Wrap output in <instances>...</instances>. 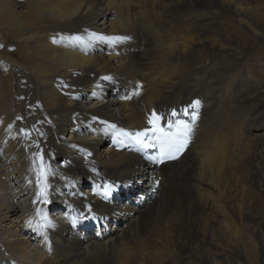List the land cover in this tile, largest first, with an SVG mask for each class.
Instances as JSON below:
<instances>
[{"label": "bare ground", "instance_id": "bare-ground-1", "mask_svg": "<svg viewBox=\"0 0 264 264\" xmlns=\"http://www.w3.org/2000/svg\"><path fill=\"white\" fill-rule=\"evenodd\" d=\"M18 2L20 11L0 0V144L7 158L0 161V168L5 166L0 171L6 172L0 179L13 184L0 192V244L15 261L264 264V149L261 159L256 154L264 145V120L251 126V134L233 116L213 132L199 128L181 159L168 166L151 162L158 148H142L117 134L148 128L154 110L185 109L180 100L192 93V84L201 86L193 100L200 102L199 113L216 105L229 110L240 101L252 109V122L264 119V0ZM91 33L106 39H89ZM71 35H80L84 43L62 39ZM227 71L231 78L223 76ZM241 71L244 91L229 94ZM105 85L112 98H106ZM134 90L139 94L132 95ZM135 98L143 103L139 106ZM171 119L161 124L166 127ZM175 119L187 118L182 111ZM105 136L111 143L99 149ZM47 149L61 158L50 172L44 166ZM41 165L48 174L47 204L36 200ZM84 182L91 186L81 191ZM110 183V193L118 187L127 191L123 204L110 200ZM154 189L156 206L141 214ZM3 190L12 199L3 201ZM178 199L181 214L170 221ZM81 219L87 231L95 225L89 238L72 236ZM136 229L147 236L129 247L125 239L133 238ZM45 234L46 241L37 245L44 248L41 253L33 246Z\"/></svg>", "mask_w": 264, "mask_h": 264}, {"label": "rangeland", "instance_id": "rangeland-1", "mask_svg": "<svg viewBox=\"0 0 264 264\" xmlns=\"http://www.w3.org/2000/svg\"><path fill=\"white\" fill-rule=\"evenodd\" d=\"M5 2H6V4H9L10 6H12V5H14V6H18V11H20L21 9H22V6H21V4H20V2H18V0H4ZM181 15H184V14H182V13H180ZM140 41H141V39H140ZM142 43V42H141ZM138 45L140 46V44L138 43ZM139 46H137V47H139ZM204 55V54H203ZM231 71H227L223 76H225V75H227V78H231ZM243 72L241 71V73H240V76L237 78V85H236V88H231L230 87V89H229V94H231V93H233L236 89H241V92H243L244 91V81H243ZM19 75L20 74H15V76H14V79H16V80H18L19 79ZM27 77H28V75H27ZM22 79H24V80H28V79H26L25 77L24 78H22ZM243 82V83H242ZM19 85V84H18ZM190 85V84H189ZM241 85V86H240ZM243 85V86H242ZM238 86V87H237ZM19 87H21V85H19ZM190 91H192V93H189L188 94V96H186V98L184 99V97L180 100L181 101V103H184V105H182V107L183 108H185V109H188L189 108V106L193 103V100L199 95V94H201L202 92H200L199 93V91L201 90V86L198 88V89H196V87H198V86H195V84H192V85H190ZM241 87V88H240ZM194 88V89H193ZM25 88L23 87L22 88V91H23V94L27 97V98H32L31 97V92H26V90H24ZM196 89V90H195ZM194 90V91H193ZM232 90V91H231ZM104 91H105V95H106V98H112V97H110L109 95H108V93H109V88L105 85L104 86ZM189 91V92H190ZM188 92V91H187ZM135 100H136V102H138V101H140L139 102V106H140V104L141 103H143V100L142 99H140V98H135ZM239 100V99H238ZM239 103L238 104V106H239V108L238 109H235L236 111L234 112V111H232V110H234V109H232L233 108V106L236 104V103ZM23 104V103H22ZM177 105H180L179 104V101L177 102ZM221 105V104H220ZM229 107V110H228V108L226 107V109L224 108V106L222 107V105L221 106H219V105H216V107L215 108H212L211 110H207V111H205L204 113H199V119H198V122H197V124L198 125H200V126H197V129H199V130H197V131H199V132H201V130L202 131H204L205 130V133L206 132H213V128H214V126H218L217 124H220V122H221V124L223 123L224 125H226L227 124V122L229 121V119L233 116L234 117V119H235V121L236 122H239L240 124H245L243 127L241 126V130H245V133H247V132H249L250 131V134H251V128L253 127V125H254V127H257V122L258 123H263V118L261 119H259V120H257L256 122H252L251 121V119L250 118H252V115H253V111H252V109L251 108H248L247 106L245 107V105H241L240 104V101H235L231 106H228ZM196 108H197V110L199 111V109H200V107H199V104L198 105H196ZM217 108V109H216ZM224 108V109H223ZM182 110L183 109H179V110H177L176 112L177 113H181L182 114ZM245 110V111H244ZM14 111V110H13ZM229 111V112H228ZM211 112V113H210ZM225 112H226V114H225ZM231 112H233V114L231 115V116H228V115H230V113ZM213 113H215L214 114V116H218V117H215V118H213L214 116H212L213 115ZM210 114V115H209ZM236 114V115H235ZM225 115V116H224ZM236 116V117H235ZM203 117V118H202ZM210 117H212L213 119H216V120H214V122H211L210 120H212L213 121V119L212 118H210ZM232 117V118H233ZM238 117V118H237ZM243 117V118H242ZM227 118V119H226ZM222 119V120H221ZM204 120H205V122H204ZM217 120H219V121H217ZM239 120V121H238ZM208 121H210V123L208 122ZM217 121V122H216ZM223 121V122H222ZM243 121V122H242ZM242 122V123H241ZM215 123V124H214ZM247 125V126H246ZM205 126V127H204ZM211 126V127H210ZM252 126V127H251ZM204 128H207V129H204ZM212 130H211V129ZM247 128H249L250 130H247ZM204 129V130H203ZM196 131V132H197ZM201 133H204V132H201ZM196 135V134H195ZM18 137H20V135H18ZM195 137V136H194ZM194 137L192 138V140H191V143L190 144H192L193 143V140H194ZM127 143L129 142L128 140L126 141ZM109 143H111V138L108 136H105L104 137V141H103V143L101 144V146L99 147V149H102V148H104V147H106ZM190 144H189V146H190ZM49 147V146H48ZM258 148H259V151H258ZM258 148H257V151H256V154H258V155H260V156H258V157H260V158H258V159H261L262 157H263V151H262V149H264V145H261V146H258ZM261 149V150H260ZM47 152H44L45 154H46V157L44 158V166H45V169L47 168V170H49V172H50V168H51V170H53L54 169V167H55V164L57 165L58 163H61V158L56 154V151H53V150H51V149H47L46 150ZM4 153H5V145L4 144H0V161L2 162V161H4V163H6V161H7V158L6 157H4ZM34 155H35V153H33ZM56 154V155H55ZM46 158H48V159H46ZM46 160V161H45ZM0 162V165H2V163ZM49 165V166H48ZM0 169H5V166L3 167V168H0ZM41 169V168H40ZM33 170H35L36 171V169H33ZM30 173H31V171H30ZM6 174V172H2V171H0V176L1 175H5ZM173 180H175L174 179V174H173ZM177 180V179H176ZM0 182H1V184H0V192H1V190L3 189L2 187H3V185H5V186H7V185H13L12 183H10L9 182V178L8 179H4L3 181L0 179ZM146 182L147 181H145V183L144 184H146ZM32 183H36V185H37V182H32ZM48 184V183H47ZM111 184H113V183H110L109 185H108V188H109V192H108V195H110L111 194V196H110V200L112 201V203L114 204V206H116V204H117V202L119 203V204H123L124 203V201H125V197L127 196V191L125 190V188L124 187H118V188H116L115 190H113L111 193H110V186H111ZM49 185V184H48ZM48 185H47V187H46V189L48 190V191H46V192H49V187H48ZM143 185V184H142ZM91 186V184L90 183H88V182H84V185L82 186V187H80V190L82 191V190H84V189H86V188H88V187H90ZM11 187V186H10ZM6 187H4V189H5ZM16 187H14V188H12V189H8V192H10L11 190H13V189H15ZM145 190H147L148 188L147 187H145L144 188ZM4 192H6L7 193V195H8V192L6 191V190H3ZM4 192H3V196L1 195V199H3V201H6L7 200V198L8 197H10L11 199H12V196L13 195H4ZM136 193H138L139 192V189L138 190H136L135 191ZM34 193V192H33ZM179 193V194H178ZM37 194V193H36ZM153 194H155V189L154 190H152V191H149V194L147 195V199H145V201H143V205H141L140 206V208H139V210H140V212H141V214H143V213H145L147 210H149V209H151V208H153L154 206H156V198H155V196H152ZM177 194L179 195V197L181 196V194H180V192H177ZM152 196V197H151ZM37 199L36 200H39L38 201V203H40V198H38V196L36 197ZM49 199V198H48ZM154 199H155V201H154ZM29 201L31 202V198H29ZM177 202V203H176ZM51 204V203H50ZM152 204V205H151ZM174 204L175 205H173L172 207H174L175 209V211L176 212H178V213H176L174 210H172L173 208H171V212H173L172 214H170V221H171V219H172V221H173V219L174 220H176V219H178V218H176V217H179L180 216V214H181V211H177V210H180V208L179 207H181L180 205H181V202H179V199H178V201L176 200L175 202H174ZM11 206H15L16 205V203L15 202H12L11 204H10ZM177 205H178V208H177ZM48 207H50V208H52L53 209V211L54 210H57L59 207L58 206H49V205H47ZM151 206V207H150ZM168 207V206H167ZM143 208V209H142ZM17 209H18V207H17ZM144 210H145V212H144ZM50 212L52 211V210H49ZM63 212V211H62ZM33 214L35 213V210L32 212ZM43 214V211H41L40 212V215H42ZM178 214V215H177ZM22 218V216H21V213H17L16 214V216H14V218L16 219V221H18L17 223H19V218ZM42 217V216H41ZM174 217V218H173ZM21 220V219H20ZM84 221V220H83ZM109 224H111V220H109ZM8 223V222H7ZM16 223V224H17ZM81 223H83L82 222V219L79 221V222H77V224L73 227L74 229H73V231L75 232L72 236H74L75 238H79L80 236H79V234H82L83 235V238H85V237H87V238H89L91 235V232H89V231H92V232H94L93 230L95 229V225L94 224H90V230L89 231H87L85 228L83 229L79 224H81ZM136 224V223H132V224H130V225H132V226H130V227H134V225ZM119 225V224H118ZM130 227H128V228H130ZM30 228V227H29ZM124 230L125 229H127V227H126V225H124ZM157 229H158V226H157ZM136 233L134 234V237L133 238H126L125 239V242L128 240L129 241V243H130V245H129V247H131V246H134L135 244H137L138 242L140 243V242H143L144 241V239H145V237L147 236V234H146V232L143 230V229H136ZM46 239H47V235L45 234L43 237L42 236H40V238L38 239V241L35 243V245L33 246V243H32V246L35 248V249H37V250H39V252H41V253H44V248L42 249L41 247H39L38 248V244L40 243L39 242V240H43L44 242L46 241ZM135 243V244H134ZM1 245L2 244H0V247H1ZM41 246H42V244H41ZM4 249V250H3ZM6 250V251H5ZM8 249L5 247V246H3L2 245V247L0 248V255H1V253H2V255L0 256V257H5V256H7V257H5V258H7L6 260H5V262H3L4 264H19L17 261H15V259H14V256H13V254H11L12 252H10L9 250L7 251ZM239 250H241V248H239ZM10 255H9V254ZM7 254V255H6ZM5 255V256H4ZM10 260V261H9ZM14 260V261H13Z\"/></svg>", "mask_w": 264, "mask_h": 264}, {"label": "snow or ice", "instance_id": "snow-or-ice-1", "mask_svg": "<svg viewBox=\"0 0 264 264\" xmlns=\"http://www.w3.org/2000/svg\"><path fill=\"white\" fill-rule=\"evenodd\" d=\"M62 39H65L74 45L84 43L80 35H71L68 37H63ZM89 39L104 40L106 38L102 35L91 33ZM116 39L120 38L117 37ZM56 42L57 41L54 39L53 43ZM0 47H2V45H0ZM101 79L110 81L112 77L104 76L101 77ZM63 87H68V85H63ZM139 87L140 85H136L135 89L138 90ZM137 90H134L132 95H138L139 93ZM124 98L129 99L130 97L126 95ZM199 103V100L194 101L188 109L182 110L183 115L187 118L185 120L175 119L177 116V112L175 110L167 114L158 113L154 110L148 117V128L144 129L143 131H137L135 133H129L124 129H119L117 134L121 137L128 138L137 144H140L142 148H158L157 154L150 157L151 162L155 165L168 166L169 164L178 162L181 159V156L186 151L187 147L191 143L192 138L196 134L197 122L199 119V112L196 108V105H198ZM169 116L172 119L168 121L166 130V127L161 124V121H167ZM9 127H11V125ZM108 128L115 131L116 125L110 124L108 125ZM173 128H175V131H173ZM21 131L25 130L22 129ZM36 155H38L40 160L43 161V156L40 153H37ZM88 155H91V153H88ZM47 179L48 174L44 171L43 165H41V169L37 175L39 188V192L37 193V195L38 198L42 199V202L44 204L48 203V200L45 198ZM155 183L156 185H159L158 180L155 181ZM35 202L36 201H33V203ZM38 211L40 210L38 209ZM84 219H95V215L91 217L85 216Z\"/></svg>", "mask_w": 264, "mask_h": 264}, {"label": "clouds", "instance_id": "clouds-1", "mask_svg": "<svg viewBox=\"0 0 264 264\" xmlns=\"http://www.w3.org/2000/svg\"><path fill=\"white\" fill-rule=\"evenodd\" d=\"M159 169V167H157Z\"/></svg>", "mask_w": 264, "mask_h": 264}]
</instances>
